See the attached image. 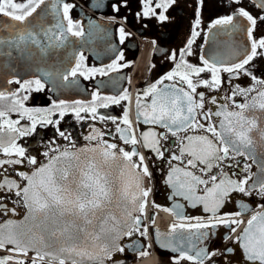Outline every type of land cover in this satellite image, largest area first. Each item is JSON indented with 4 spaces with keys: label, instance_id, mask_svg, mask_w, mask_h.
Segmentation results:
<instances>
[{
    "label": "snow or ice",
    "instance_id": "1",
    "mask_svg": "<svg viewBox=\"0 0 264 264\" xmlns=\"http://www.w3.org/2000/svg\"><path fill=\"white\" fill-rule=\"evenodd\" d=\"M249 2L261 14L253 15L240 6L242 0H231L237 5L232 14L217 17L207 26L205 43L215 46L208 52L202 47L199 63L194 64L187 57L195 55L193 45L203 31L204 0H198L190 38L179 53L168 57L174 67L137 93L136 122L147 126L137 134L127 107L120 118L98 112L121 101L131 103L128 89L104 96L97 88L91 100L60 99L47 107L27 106L32 93L46 86L52 92L79 89L78 77L108 76L121 67L118 61L123 53L111 63L89 67L83 51H69L75 44L71 38L82 40L86 33L70 14L76 6L67 0H0V58L15 54L24 60L39 55L58 59L61 65L70 61L62 70L37 68L38 74L31 78L12 75L3 81L17 85L15 89L0 86V216H15L17 207L24 209L22 219L0 222V252L8 253L0 255V264H124L114 259L125 251L120 240L134 233L148 234L142 218L153 192L156 161L167 169L163 184L170 190L168 199L180 198L204 213L186 215L185 205L179 202L163 209L175 220L167 233L157 230V243L161 236L165 238L160 246L176 253L173 264L184 260L220 264V259L230 264L228 256L236 250L227 246L228 241L238 245L246 264H264V211L260 210L264 203L253 209L240 200L237 211L222 212L233 193L264 201V74H255L254 63L264 58V35H255L258 22H264V0ZM175 3L141 0L136 15L164 22ZM111 7L120 10L118 4ZM119 33L123 43L128 34L123 28ZM221 35L229 39L217 42ZM237 35L243 41L234 39ZM241 76L252 83L247 87L233 83ZM221 89L222 96L212 95ZM68 115L76 124L110 120L130 150L109 142L105 137L112 132L95 124L88 125L87 134H74L75 124L62 128ZM49 126L54 129L52 139L44 143L35 138L38 127ZM28 138L34 139L28 143ZM81 138L84 143L78 144ZM240 157L245 161L242 167ZM254 164L257 173L251 171ZM225 169L239 171L230 174ZM152 207L160 206L153 202ZM245 214H249L247 221ZM241 224L243 229L233 238ZM221 226L228 229L225 247L210 250L215 230Z\"/></svg>",
    "mask_w": 264,
    "mask_h": 264
},
{
    "label": "flooded vegetation",
    "instance_id": "2",
    "mask_svg": "<svg viewBox=\"0 0 264 264\" xmlns=\"http://www.w3.org/2000/svg\"><path fill=\"white\" fill-rule=\"evenodd\" d=\"M68 3L75 5L71 10V16L73 20L80 21L85 29V37L82 40L77 38H71L75 41V44L69 51H83L87 57L86 64L89 67H100L105 64L111 63L116 58L118 53H123V59L118 63L121 67L114 72H110L108 76L97 75L94 79L84 80L83 77H78L80 81L79 89L69 88L62 89L57 92L48 90L46 86L42 92H33L30 99L26 102L29 107H47L52 100H91V93L99 88L100 94L104 96L119 95L124 89H128V94L131 97V103L128 101H121L119 105H110L108 108H99L98 112L105 116H116L118 118L123 116L124 109H129V116L132 121V126L136 130L137 134L140 131L146 130L147 126L137 124L135 100L137 93L144 90L149 82H155L161 75L167 73L174 67V63L168 59L172 52L179 53V50L184 48L187 40L190 38L192 24L195 19V10L197 8L198 0H176L166 13L169 19L164 22H159L155 17L141 18L136 15L141 11V0H67ZM120 5L119 12L113 11L111 5ZM240 6L245 7L253 15L261 14L259 9H256L249 0H242ZM237 7L231 3V0H204V6L201 9V36L196 39L193 45V51L195 55L187 57V59L198 64V56L201 54V48L204 52H208L211 47H214L211 41L205 43V33L207 32V26L211 20L232 14L233 10ZM159 11V10H158ZM90 21L93 22L90 24ZM123 28L125 33L124 42H120L119 29ZM93 31V35H87L89 30ZM215 31V30H214ZM257 37L264 35V22H258V29L255 33ZM226 36L217 37V42L228 40ZM237 41H243L241 35L234 37ZM32 51H35L34 49ZM62 55V53H61ZM38 60L43 61L39 55L31 56L26 59L27 62H36ZM55 64L57 60H52ZM70 63L67 60L64 64ZM258 70L256 75L261 76L264 74V58H258L255 62ZM57 64V65H56ZM53 68L63 69L64 66H58L56 63ZM127 65V66H124ZM154 65V67H153ZM205 78H208L210 74H202ZM223 78L227 80L228 74H222ZM22 77L24 79L31 78ZM103 82V83H101ZM233 83H240L242 86L247 87L252 81L244 76H241L239 80H234ZM4 87L15 89L17 85H4ZM199 91H206L205 89H198ZM224 89H221L218 93H212V95L222 96ZM84 115V114H82ZM13 118H16L13 115ZM26 122V121H25ZM119 122V121H118ZM75 124V133L87 134L90 130L89 124H95L96 127L101 128L104 131H111L112 136H106L109 142H115L121 147H125L130 150L131 146L123 145L119 140L118 135L115 133V124L110 120L105 121H92L88 120L80 124H76L71 115L65 116L62 121V128H71ZM123 126V125H121ZM39 137L44 143L53 138L54 129L49 126L48 128L37 129ZM32 139L28 138L27 142L31 143ZM25 141H21L24 143ZM78 144H83V139H78ZM64 143V141H60ZM140 151L149 155L145 149L140 147ZM43 159L42 157H40ZM154 159V158H153ZM241 161V167L243 166L244 158H238ZM251 163V161H247ZM159 167H152L154 179L152 181L153 192L148 197L149 204L145 210L146 215L143 219V226H147L148 234L146 237L140 236L139 233H134L131 237H125L121 243L125 247L124 253H117L114 259H129L134 258L140 251H150V243L148 236L151 238L154 251L159 255L160 264H173V257L176 253L171 252L169 249L162 248L160 245L165 242L163 236L160 237V242L157 243L156 233L157 230L160 233H167L169 226H165V221L162 223H156L157 211L164 208H171L174 202H179L185 205L184 213L189 216L204 215L201 209H192L188 207L187 203L180 198H176L175 201L169 200L170 190L163 184V176L166 174V167H164L162 161H156ZM26 170V169H22ZM230 174L232 171H239L238 169H225ZM11 171V169H9ZM251 171L257 173V167L254 164ZM244 175V173H240ZM256 177H253L255 179ZM251 183V181L249 182ZM243 200L248 203L251 208L255 209L258 204L264 203L258 196L246 197L240 193H233L230 201L225 204L222 212H234L237 211V201ZM159 205V208L152 207V203ZM9 207L13 205L9 203ZM263 211L264 209H260ZM164 211V210H163ZM169 213V212H168ZM171 214V213H169ZM24 215V209L22 206L17 207V215L12 216L9 213L8 216H0V222L6 219L19 220ZM172 215V214H171ZM175 220L174 215H172ZM154 218L155 223H151V219ZM249 214H245L243 219L247 221ZM244 224H241L237 229L239 234ZM216 231V236L213 242L210 243V250L222 249L225 247V241L223 237L228 234V229L225 227H219ZM227 246L233 247L236 251L228 256L230 264H246L242 254L239 251L238 245L227 242ZM153 254V253H152ZM0 255H8L7 252H0ZM31 255V254H30ZM181 264H190V262L184 260ZM220 264H224L220 259Z\"/></svg>",
    "mask_w": 264,
    "mask_h": 264
},
{
    "label": "water",
    "instance_id": "3",
    "mask_svg": "<svg viewBox=\"0 0 264 264\" xmlns=\"http://www.w3.org/2000/svg\"><path fill=\"white\" fill-rule=\"evenodd\" d=\"M4 19H7V18H4ZM26 59L21 60L15 54L11 58H7V59L0 58V86L4 87L5 84L3 83V81L7 78H10L12 75H17L19 77L21 76L29 77V76H34L38 74L37 68L51 70V68L54 67L56 63H58V66L67 65V64L61 65L59 61H56L54 64L52 63L50 59H44L43 61L38 60L33 63L27 62ZM66 61L67 59L65 60V62ZM123 239L124 237L120 240L119 242L120 244ZM117 261H123L124 264L128 263L125 260H117Z\"/></svg>",
    "mask_w": 264,
    "mask_h": 264
},
{
    "label": "bare ground",
    "instance_id": "4",
    "mask_svg": "<svg viewBox=\"0 0 264 264\" xmlns=\"http://www.w3.org/2000/svg\"><path fill=\"white\" fill-rule=\"evenodd\" d=\"M172 220L173 217L168 212L163 211L162 209L157 211V217H156L157 224H160L162 223V221H165L164 223L165 226L170 225L172 223ZM150 254L151 256L146 259L145 257L149 256ZM150 254L140 257L138 261L135 262L134 264H158L159 257L157 256V254H155L154 252L153 254L152 253Z\"/></svg>",
    "mask_w": 264,
    "mask_h": 264
},
{
    "label": "rangeland",
    "instance_id": "5",
    "mask_svg": "<svg viewBox=\"0 0 264 264\" xmlns=\"http://www.w3.org/2000/svg\"><path fill=\"white\" fill-rule=\"evenodd\" d=\"M150 256H151V254H150L149 256L145 257V258L147 259V258L150 257ZM158 264H159V262H158Z\"/></svg>",
    "mask_w": 264,
    "mask_h": 264
}]
</instances>
